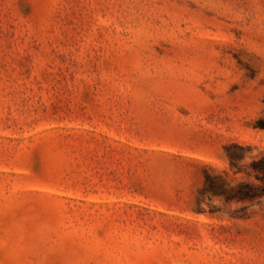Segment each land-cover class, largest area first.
<instances>
[{"label": "rangeland", "instance_id": "1", "mask_svg": "<svg viewBox=\"0 0 264 264\" xmlns=\"http://www.w3.org/2000/svg\"><path fill=\"white\" fill-rule=\"evenodd\" d=\"M258 121L264 0H0V264H264Z\"/></svg>", "mask_w": 264, "mask_h": 264}, {"label": "trees", "instance_id": "2", "mask_svg": "<svg viewBox=\"0 0 264 264\" xmlns=\"http://www.w3.org/2000/svg\"><path fill=\"white\" fill-rule=\"evenodd\" d=\"M255 127L264 128V122L258 121ZM231 148L243 149L238 143H231L226 147L231 157L237 156V152L230 151ZM250 175L253 182H244L230 190H225L223 184L219 181V176L211 172H207L205 177V189L217 195H225L226 199L237 200H257L264 197V155L251 165Z\"/></svg>", "mask_w": 264, "mask_h": 264}]
</instances>
